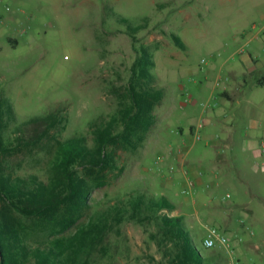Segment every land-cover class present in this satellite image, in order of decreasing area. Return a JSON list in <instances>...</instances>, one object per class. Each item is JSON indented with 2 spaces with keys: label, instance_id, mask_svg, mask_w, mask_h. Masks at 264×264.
Returning a JSON list of instances; mask_svg holds the SVG:
<instances>
[{
  "label": "rangeland",
  "instance_id": "1",
  "mask_svg": "<svg viewBox=\"0 0 264 264\" xmlns=\"http://www.w3.org/2000/svg\"><path fill=\"white\" fill-rule=\"evenodd\" d=\"M19 4L16 12L5 6L0 11V94L11 101L18 123L63 108L69 121L65 129L54 132L55 138L64 141L86 136L92 142L90 123L115 111L118 100L110 90L128 83L142 48L154 60L150 72L166 93L155 110L156 124L146 141L136 151L119 152L122 173L111 174L109 183L92 193L89 211L81 222L111 201L140 189L166 196L176 205L207 262L264 264V249L263 254L255 253L250 251L251 241H244L255 237L264 245V105L255 116L240 119L237 96L225 117L224 106L217 110L221 117L213 128L206 131L203 127L195 136L189 133L191 126L205 124L211 115L219 98L215 91L218 77L224 79L231 70L223 61L245 44L243 37L253 25L261 26L264 0H26ZM121 18L128 19L132 27L142 26L135 41ZM12 34L19 40L14 47L6 40ZM172 35L180 38L183 48ZM252 46L261 50L264 37ZM203 103L210 105L207 115ZM222 115L235 121L227 145L222 141L231 126ZM254 119L255 153L244 138V130ZM14 128L10 126L8 132ZM53 143L44 142L50 151L42 147L11 155L6 164L16 175L37 174L46 179ZM193 155L207 167V187L203 189L208 195L202 199L194 189L190 195L183 193L188 185L184 176L188 163L176 170L167 166L172 158L181 164L180 158L189 161ZM155 161H159V169ZM227 195L230 197L221 203ZM195 197L197 203H193ZM233 203L238 209L230 216L232 229L208 218L213 208L221 211ZM254 217L258 220L253 221ZM211 228L229 237L231 250L202 246ZM151 230L123 223L111 234L107 254L96 257L92 264H159L162 254L150 237ZM237 248L246 253L239 257Z\"/></svg>",
  "mask_w": 264,
  "mask_h": 264
},
{
  "label": "trees",
  "instance_id": "2",
  "mask_svg": "<svg viewBox=\"0 0 264 264\" xmlns=\"http://www.w3.org/2000/svg\"><path fill=\"white\" fill-rule=\"evenodd\" d=\"M121 21L135 41L142 26ZM172 38L184 47L178 36ZM154 65L142 48L128 83L110 90L118 100L115 111L90 123L92 142L86 136L55 138L69 121L63 108L18 123L11 101L0 94V264H92L107 254L111 234L125 222L152 229L150 237L162 254L159 264H214L207 262L183 218L171 215L177 207L166 196L137 189L81 222L92 193L105 187L111 174L122 173L119 152L138 150L156 124L155 110L166 93L150 72ZM45 140L55 146L48 177L14 174L7 158L49 149Z\"/></svg>",
  "mask_w": 264,
  "mask_h": 264
},
{
  "label": "crops",
  "instance_id": "3",
  "mask_svg": "<svg viewBox=\"0 0 264 264\" xmlns=\"http://www.w3.org/2000/svg\"><path fill=\"white\" fill-rule=\"evenodd\" d=\"M26 0H0V11L1 7L5 6L7 9L14 10L15 12L20 10L19 3H24ZM260 20L262 22L261 26L253 25L252 31L248 32L244 35L243 41L245 44L236 52H229L228 56L223 61L224 65H229L231 70L225 77H229L228 81H225L221 75H219L217 80V88L215 91L218 94V97L215 101L218 103V106L212 105L213 109L211 113L209 112V107L206 112L203 110V114H211L206 118L204 124V130L207 128H213L215 125L216 119L221 116H217V110L224 106L223 113L224 117L227 115V112L233 110L234 100L237 96H239L240 100L236 103V114L237 118L245 119L246 117L255 116L256 112L263 108L264 105V94H260V91L264 89V47L261 50H258L254 46H252L255 40L262 41V37H264V13L261 14ZM7 43H9L12 47L18 45V38L16 35H9L6 38ZM246 45H250L249 49L246 48ZM213 65V69H214ZM221 84V85H220ZM225 101L226 103L223 102ZM227 105V106H226ZM238 110V111H237ZM223 118V115H222ZM224 121H228L223 118ZM234 120L231 119L227 122V129L225 130V136L222 142L227 145L232 141V128L234 126ZM255 130H257V124L254 120L247 125L244 130V138L245 142H247V148L251 149L252 152H257L256 145L257 143L253 141L255 136ZM199 130L195 126H191L189 129V133L191 135H197ZM179 133H183V129L179 130ZM207 137V134H206ZM262 148L264 147V143H261ZM186 160V159H185ZM183 158L179 160L172 158L167 162V166L176 170L178 165L187 164V169L185 170L184 176L187 177L194 182V190L196 193V197L203 198L208 195L207 190L203 189V187H207V167L201 164V158L193 155L190 160L185 161ZM200 160V163H197ZM216 161H218L216 159ZM213 186V185H212ZM214 187V186H213ZM193 200V203H197L198 199ZM225 197L221 198V203H223ZM237 204L225 205L224 210H219L213 208L208 212V218H210L214 223L221 224L222 227L226 229H232L231 226V218L230 216L238 209ZM179 215L178 209L175 211ZM180 216V215H179ZM253 221H257V218H253ZM257 224V223H256ZM254 224V225H256ZM244 229V228H243ZM251 241L252 245L250 246V251L255 253L261 252L263 254L264 245L255 237H250L248 239H244V241ZM246 252L243 249L237 248V254L239 257L243 256Z\"/></svg>",
  "mask_w": 264,
  "mask_h": 264
},
{
  "label": "built area",
  "instance_id": "4",
  "mask_svg": "<svg viewBox=\"0 0 264 264\" xmlns=\"http://www.w3.org/2000/svg\"><path fill=\"white\" fill-rule=\"evenodd\" d=\"M0 23L2 24L3 23V20L0 19ZM254 28V27H253ZM202 63H205V60H202ZM229 80V77H225V81H228ZM203 106V110L204 112L207 111L208 109V106L206 104H202ZM214 106H218V103L215 102L214 103ZM204 127V124H199V126L197 127V129H202ZM179 153L181 154L182 152L179 151ZM155 164V167L157 169L160 168V164H159V161H155L154 162ZM194 188V182L193 180L189 179L188 180V185H187V189L183 191V193L185 195H190L191 193V189ZM230 196L227 195L224 200L226 198H229ZM202 246L207 249V250H210V249H222V250H231L232 249V244H231V240L229 239V237L221 234L219 232L218 229L216 228H211V229H208V235L206 236V238L204 239V241L202 242Z\"/></svg>",
  "mask_w": 264,
  "mask_h": 264
}]
</instances>
